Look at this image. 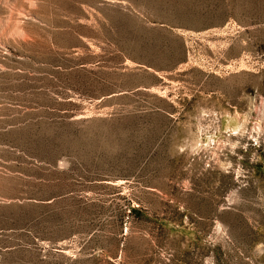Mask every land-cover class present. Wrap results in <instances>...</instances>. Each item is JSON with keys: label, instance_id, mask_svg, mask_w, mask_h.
I'll return each instance as SVG.
<instances>
[{"label": "rangeland", "instance_id": "1", "mask_svg": "<svg viewBox=\"0 0 264 264\" xmlns=\"http://www.w3.org/2000/svg\"><path fill=\"white\" fill-rule=\"evenodd\" d=\"M0 264H264V0H0Z\"/></svg>", "mask_w": 264, "mask_h": 264}]
</instances>
